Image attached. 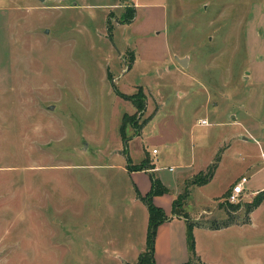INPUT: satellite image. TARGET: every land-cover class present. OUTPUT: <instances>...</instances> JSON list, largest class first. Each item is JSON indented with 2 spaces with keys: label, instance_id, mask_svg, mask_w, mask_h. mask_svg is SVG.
Returning a JSON list of instances; mask_svg holds the SVG:
<instances>
[{
  "label": "rangeland",
  "instance_id": "rangeland-1",
  "mask_svg": "<svg viewBox=\"0 0 264 264\" xmlns=\"http://www.w3.org/2000/svg\"><path fill=\"white\" fill-rule=\"evenodd\" d=\"M263 138L264 0H0V264H137L148 213L123 169L153 150L170 187L185 173L179 216L247 221L193 233L191 264H264V201L244 214Z\"/></svg>",
  "mask_w": 264,
  "mask_h": 264
},
{
  "label": "crops",
  "instance_id": "crops-1",
  "mask_svg": "<svg viewBox=\"0 0 264 264\" xmlns=\"http://www.w3.org/2000/svg\"><path fill=\"white\" fill-rule=\"evenodd\" d=\"M207 122H208V120H207ZM207 126H210V124L208 123V125H206L205 127H207ZM231 126H237V125H231ZM242 130L244 132L243 126H242ZM252 131L256 132V130H254V129ZM239 138L245 142L247 141V139H245L244 136L241 137V135H239ZM258 152H259V150H258ZM157 154H158V152L155 153L156 156H157ZM156 156H153V158L155 159L154 163H153L155 168H153L152 170H149V171H130L127 169V165L129 166V164L127 162H126L127 163L126 167L123 170L126 172L130 181L134 185L135 193L141 197H144L151 190L150 174H153L157 179H159L160 182L162 183V185L168 189V193L163 194L161 196H155L153 198V204L156 207L162 209L165 216L168 218L167 221L160 224L157 228V231L155 234V243H154V260H155V264H184L190 259V257H189L190 253H189L188 249H186V247H185V244H186L185 243V240H186V219L183 216H177L173 213V201L177 198L176 196L179 193V181L182 177H184L185 173L179 174L173 180V184L170 187V185H168L158 175L159 168L157 167V159L155 158ZM214 157H213V160H214ZM222 158H223V156H218V162H217L216 170L220 166V164L222 162ZM140 162H141V160L139 161V163ZM139 163H135V164H139ZM135 164H133V165H135ZM207 167H205L204 169H206ZM254 168H256L257 171L264 168L262 160L257 165H255ZM204 169H202V170H204ZM170 170L171 169H169V171ZM202 170H199V172ZM214 174H215V172H214ZM146 175L149 176V181L147 180ZM237 179L238 178H236L235 180H237ZM211 180L209 181V183L211 182ZM209 183H207L206 185H208ZM246 183H247V178H246ZM245 184H244V191L246 190ZM206 185H204V186H206ZM196 187H198V186H196ZM200 187H203V186H200ZM260 191H264V187L261 190H257V191L251 192V193L249 191H247V192L249 195L254 196V194H257ZM222 195H223V193H221L220 196H222ZM257 209H255V210H257ZM146 218H147V210H146ZM242 225H245V224H241V225L235 224V225H230V226L225 227V228L219 227V229H216V230L208 229L209 226H207V225H201V226L198 225V226L194 227L193 233H195V235H196V232H209V233L210 232H217L220 230L231 228L232 226L237 227V226H242ZM197 258L201 262V260L198 256H197Z\"/></svg>",
  "mask_w": 264,
  "mask_h": 264
},
{
  "label": "trees",
  "instance_id": "trees-1",
  "mask_svg": "<svg viewBox=\"0 0 264 264\" xmlns=\"http://www.w3.org/2000/svg\"><path fill=\"white\" fill-rule=\"evenodd\" d=\"M108 32H109V28ZM126 162H129L128 159ZM218 157L214 160L212 166L207 169V172L205 174H199L196 178H194L191 182V186H204L213 178L214 172L217 167ZM127 169L129 170L130 167L127 165ZM146 171L148 170L146 164H142L137 167V170L134 171ZM150 180H151V190L148 194H146L144 197H141V201L144 202L147 208L148 213V227H147V233H146V247L143 253L138 256L137 264H155L154 260V243H155V234L157 231V228L160 224L167 221V217L165 216L162 209L156 207L153 204V198L155 196L163 195L168 193V189L165 188L159 179H157L153 174H150ZM188 193L185 191L182 195H178L177 198L173 201V213L177 216H179L178 212H176L177 207H179V200L184 201L188 198ZM264 201V191L263 193L259 194L253 198L250 202H248L245 205V211L244 214L246 216L250 215L255 209H257L260 204ZM185 218V217H184ZM186 219V218H185ZM241 224H247L246 220H243ZM230 225H222L220 228H225ZM194 225L191 224L186 219V242L188 251L191 255L190 259L184 263V264H191V259L195 258L197 262H199V259L197 256H195V243L193 238V229ZM208 229L216 230L219 229V227H212L209 226ZM200 263V262H199Z\"/></svg>",
  "mask_w": 264,
  "mask_h": 264
},
{
  "label": "built area",
  "instance_id": "built-area-1",
  "mask_svg": "<svg viewBox=\"0 0 264 264\" xmlns=\"http://www.w3.org/2000/svg\"><path fill=\"white\" fill-rule=\"evenodd\" d=\"M199 125H208L207 120H199ZM157 151L153 150L152 153L155 154ZM146 171H149L146 170ZM246 183V178H241L232 188L231 191L227 197L228 202L234 203L238 200V198L243 194L244 192V184Z\"/></svg>",
  "mask_w": 264,
  "mask_h": 264
},
{
  "label": "water",
  "instance_id": "water-1",
  "mask_svg": "<svg viewBox=\"0 0 264 264\" xmlns=\"http://www.w3.org/2000/svg\"><path fill=\"white\" fill-rule=\"evenodd\" d=\"M177 61L183 67H185L186 64H187V59H185V58H183V59H177Z\"/></svg>",
  "mask_w": 264,
  "mask_h": 264
}]
</instances>
